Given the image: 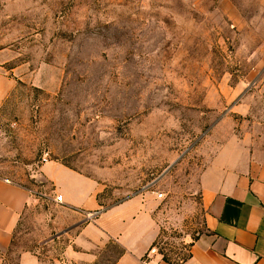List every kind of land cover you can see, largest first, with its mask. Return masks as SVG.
Instances as JSON below:
<instances>
[{"label": "rangeland", "instance_id": "rangeland-1", "mask_svg": "<svg viewBox=\"0 0 264 264\" xmlns=\"http://www.w3.org/2000/svg\"><path fill=\"white\" fill-rule=\"evenodd\" d=\"M2 86L0 177L33 199L5 264L25 250L65 264L78 215L47 164L95 182L101 211L162 194L155 251L183 264L205 233L203 173L228 142L264 137V0H0Z\"/></svg>", "mask_w": 264, "mask_h": 264}, {"label": "crops", "instance_id": "crops-1", "mask_svg": "<svg viewBox=\"0 0 264 264\" xmlns=\"http://www.w3.org/2000/svg\"><path fill=\"white\" fill-rule=\"evenodd\" d=\"M10 92L2 86L0 106ZM259 135L225 144L203 173L205 233L183 264H264V137ZM42 171L54 194L62 196L60 205L78 215L68 229L76 235L64 251L65 264H93L111 244L121 251L113 264H170L154 247L162 231L158 197L141 195L101 211L100 190L91 179L60 164H47ZM32 202L25 188L0 177V264L11 255L21 217ZM16 264L42 263L36 252L25 250Z\"/></svg>", "mask_w": 264, "mask_h": 264}, {"label": "trees", "instance_id": "trees-1", "mask_svg": "<svg viewBox=\"0 0 264 264\" xmlns=\"http://www.w3.org/2000/svg\"><path fill=\"white\" fill-rule=\"evenodd\" d=\"M56 240V239H55ZM157 244H158V241H157V243H155V245H154V247H157ZM193 244V243H192ZM192 246V245H191ZM162 256H163V260L165 261V262H167V263H170V264H176V263H174L171 259H169L168 257H167V255L166 254H164V253H160ZM190 257V251H189V254H188V256L186 257V258H184L183 259V263L188 259Z\"/></svg>", "mask_w": 264, "mask_h": 264}, {"label": "built area", "instance_id": "built-area-1", "mask_svg": "<svg viewBox=\"0 0 264 264\" xmlns=\"http://www.w3.org/2000/svg\"><path fill=\"white\" fill-rule=\"evenodd\" d=\"M162 198H163V195L162 194H159L158 195V199H162ZM55 202L61 204L63 202L62 196H57L55 198ZM93 218H94V215H88V219L89 220H92Z\"/></svg>", "mask_w": 264, "mask_h": 264}]
</instances>
